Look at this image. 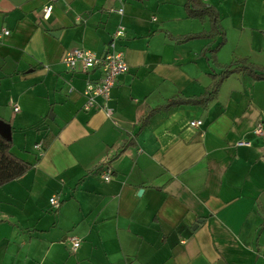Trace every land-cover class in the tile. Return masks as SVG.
<instances>
[{
    "label": "crops",
    "instance_id": "1",
    "mask_svg": "<svg viewBox=\"0 0 264 264\" xmlns=\"http://www.w3.org/2000/svg\"><path fill=\"white\" fill-rule=\"evenodd\" d=\"M187 3L58 0L44 19L49 0H0V121L33 166L0 187V264H264V81L235 66L206 107L182 104L143 126L169 100L202 96L224 66L264 72V0L204 2L226 37L216 52L222 35L178 42L211 32ZM120 26L130 70L108 118L102 99L84 110L100 70L70 71L63 57L104 56Z\"/></svg>",
    "mask_w": 264,
    "mask_h": 264
},
{
    "label": "built area",
    "instance_id": "2",
    "mask_svg": "<svg viewBox=\"0 0 264 264\" xmlns=\"http://www.w3.org/2000/svg\"><path fill=\"white\" fill-rule=\"evenodd\" d=\"M58 0H49V5L44 8V19L51 17L54 5ZM204 2L207 0H203ZM119 15L124 14V9L120 8L114 10ZM5 34L8 32L5 31ZM125 37V29L120 26L115 32L112 40L108 45V50L104 56L99 57L94 52L86 49H74L67 51L63 57V64L73 72L81 71L82 73H90L94 70H100L102 76L101 79L96 82H89L86 89L83 92V96L86 99L84 110L90 111L97 105V99H102L105 103L104 109L108 118L112 117L113 111L108 107V102L111 98V91L115 87L117 80L120 76L129 72L130 68L125 61V56L122 51H119L117 46L118 42ZM19 107H15V112H18ZM201 122L191 123L192 127H199ZM255 133L257 135H264L263 124L260 123ZM245 145V143H242ZM35 149L40 155L44 153L42 144H37ZM102 179L105 182L112 180V175L109 172H104ZM50 208L53 211H58L61 208L62 202L58 196H53L49 200ZM70 244L73 252H76L80 245L81 240L73 237L70 239Z\"/></svg>",
    "mask_w": 264,
    "mask_h": 264
},
{
    "label": "trees",
    "instance_id": "3",
    "mask_svg": "<svg viewBox=\"0 0 264 264\" xmlns=\"http://www.w3.org/2000/svg\"><path fill=\"white\" fill-rule=\"evenodd\" d=\"M185 10L187 13V17L189 19L205 20L206 17H208L211 21L212 30L211 33L209 32V33L184 36L180 38L178 42L187 43L197 39H207V38H212L215 35L217 36L222 35L223 37L222 42L217 46L214 52L220 50L226 43V37L224 36V33H222L221 27L217 19V14L215 13V11L211 7L205 5L204 2H202V0H188L187 5L185 6ZM210 60L212 61L213 64H216L217 62L215 55H212ZM238 65H241V68L243 69L242 71H244L248 75H251L256 80L264 81V72L257 71L251 65H246L245 61H239V62L237 61L230 65L224 66L219 74H215V73L211 74L213 83L202 96H199L191 100H182L179 98L169 100L166 105L160 106L157 109L151 111L148 117L145 118V120H143V126L147 124L149 118L154 114H157L162 111L170 110L171 108L180 106L182 104L198 105V106L206 107L210 102L214 101L217 98L223 82L227 78H229L233 73L239 70V68L235 67ZM12 149H13V141L12 140L9 141L8 139L0 135V187L15 180H18L19 178L24 176L28 171H30L33 167L31 164L16 157L13 154ZM125 151H126L125 147H123L121 154H123ZM100 168L102 169V167ZM100 168L99 170H101Z\"/></svg>",
    "mask_w": 264,
    "mask_h": 264
},
{
    "label": "water",
    "instance_id": "4",
    "mask_svg": "<svg viewBox=\"0 0 264 264\" xmlns=\"http://www.w3.org/2000/svg\"><path fill=\"white\" fill-rule=\"evenodd\" d=\"M0 135L4 138L8 139L9 141L12 140L11 126L4 123L3 121H0Z\"/></svg>",
    "mask_w": 264,
    "mask_h": 264
},
{
    "label": "rangeland",
    "instance_id": "5",
    "mask_svg": "<svg viewBox=\"0 0 264 264\" xmlns=\"http://www.w3.org/2000/svg\"><path fill=\"white\" fill-rule=\"evenodd\" d=\"M210 20V19H209ZM199 21H202V20H199ZM219 22V25H220V21H218ZM210 23H211V21H210ZM211 30H212V27H211ZM204 32H206V31H204ZM211 33V32H210ZM201 40H206V39H201ZM197 41V40H196ZM221 42V41H220ZM216 48V47H215ZM141 192V191H140ZM76 231H70V233L68 234V236L69 237H74L75 235H76V233H75ZM78 239H79V237H77ZM81 240V239H80ZM66 246V245H65ZM69 250V249H68Z\"/></svg>",
    "mask_w": 264,
    "mask_h": 264
}]
</instances>
